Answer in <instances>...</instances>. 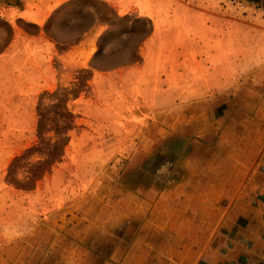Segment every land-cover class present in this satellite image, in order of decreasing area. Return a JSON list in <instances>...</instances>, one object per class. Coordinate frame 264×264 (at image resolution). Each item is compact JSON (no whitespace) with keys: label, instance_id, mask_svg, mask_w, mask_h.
<instances>
[{"label":"rangeland","instance_id":"1","mask_svg":"<svg viewBox=\"0 0 264 264\" xmlns=\"http://www.w3.org/2000/svg\"><path fill=\"white\" fill-rule=\"evenodd\" d=\"M77 6L44 26L56 49L18 43L3 51L12 26L36 28L0 19V264H118L109 256L139 227L110 224L119 200L161 187L190 140L212 142L222 123L250 118L239 110L264 108V0H150L152 13H165L153 21ZM93 9L111 30L104 52L91 47L92 65L110 71L138 62L154 29L150 51L166 82L97 85L90 69L64 61L61 50L94 22ZM44 65L45 84L33 75ZM225 75L228 96L209 99ZM212 108L217 114H207Z\"/></svg>","mask_w":264,"mask_h":264},{"label":"crops","instance_id":"2","mask_svg":"<svg viewBox=\"0 0 264 264\" xmlns=\"http://www.w3.org/2000/svg\"><path fill=\"white\" fill-rule=\"evenodd\" d=\"M81 2L103 7L114 19L134 16L153 21L165 16L150 11V0H0V19L36 28L34 35L12 26V38L3 51L14 50L18 43L41 44L45 50L55 45L56 49L58 43L48 37L44 26L70 9L75 13ZM91 12L94 22L76 42L61 50L64 61L77 60L80 68L90 69L91 82L97 85L105 81L166 82L169 74L165 66L150 51L156 36L154 29L138 48V62L110 71L93 66L91 56L95 53L90 49L95 46L96 54L104 52L100 41L111 26L96 9ZM48 67L40 66L41 72L33 74L44 84L51 82ZM129 72L133 75L130 80L125 76ZM227 77L215 80L217 89L210 92L209 99L226 98ZM217 109H209L207 114L215 115ZM246 111L238 112L250 118L222 123L212 142L190 140L188 150L168 172L161 187L139 188L119 200L118 221L110 224L139 220V227L130 244L121 252L116 246L110 259L119 260L118 264H264V108ZM221 113L226 116L229 111ZM192 146L204 147V154L194 152Z\"/></svg>","mask_w":264,"mask_h":264}]
</instances>
